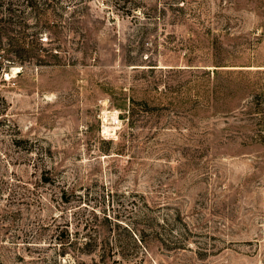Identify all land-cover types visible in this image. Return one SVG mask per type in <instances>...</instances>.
<instances>
[{
    "label": "rangeland",
    "instance_id": "obj_1",
    "mask_svg": "<svg viewBox=\"0 0 264 264\" xmlns=\"http://www.w3.org/2000/svg\"><path fill=\"white\" fill-rule=\"evenodd\" d=\"M0 9V264H264V0Z\"/></svg>",
    "mask_w": 264,
    "mask_h": 264
},
{
    "label": "trees",
    "instance_id": "obj_2",
    "mask_svg": "<svg viewBox=\"0 0 264 264\" xmlns=\"http://www.w3.org/2000/svg\"><path fill=\"white\" fill-rule=\"evenodd\" d=\"M48 4H49V3H48ZM48 4H47V5H48ZM6 8L9 9V10L11 9L9 6H7ZM47 8H49V5L47 6ZM47 8H46V9H47ZM0 12H1V9H0ZM14 24H15V23H14ZM50 26H52V25H50ZM89 243H90V240H89V241H86V244H89Z\"/></svg>",
    "mask_w": 264,
    "mask_h": 264
},
{
    "label": "bare ground",
    "instance_id": "obj_3",
    "mask_svg": "<svg viewBox=\"0 0 264 264\" xmlns=\"http://www.w3.org/2000/svg\"><path fill=\"white\" fill-rule=\"evenodd\" d=\"M114 119V118H113Z\"/></svg>",
    "mask_w": 264,
    "mask_h": 264
},
{
    "label": "built area",
    "instance_id": "obj_4",
    "mask_svg": "<svg viewBox=\"0 0 264 264\" xmlns=\"http://www.w3.org/2000/svg\"><path fill=\"white\" fill-rule=\"evenodd\" d=\"M117 122V121H116Z\"/></svg>",
    "mask_w": 264,
    "mask_h": 264
}]
</instances>
